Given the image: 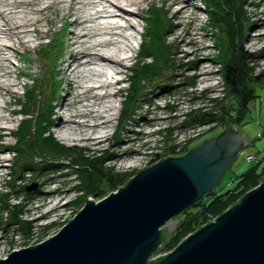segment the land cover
Returning a JSON list of instances; mask_svg holds the SVG:
<instances>
[{"label":"rangeland","instance_id":"374dc122","mask_svg":"<svg viewBox=\"0 0 264 264\" xmlns=\"http://www.w3.org/2000/svg\"><path fill=\"white\" fill-rule=\"evenodd\" d=\"M260 1H246L248 5L246 8L249 11L248 15L253 19L254 24L250 28L245 29L247 32L244 47L249 51L257 52L256 59H253L256 71L264 69V3L260 5ZM180 2V5L184 7L181 11L182 13L173 17L168 8L169 0H144V2L140 3L139 11L141 15L134 18L137 28L132 33L133 39L129 38L133 44V49H131V52L129 51L130 55H132L127 60H124L125 66H122L123 70H121V74L116 75V77L123 76L122 82H118L113 87L116 90L120 88V90L118 89L119 92L109 96V99H112L114 103V109H112L114 118L112 119L113 121L111 120L107 124L108 127L103 129L107 135L105 139L93 141L80 138H62L57 133V127L51 123L52 119L54 120L55 114L51 112L50 118H46L47 123L53 125L50 128L51 132L59 142L66 145H79L87 149L88 151L86 152L94 154L91 158H93V163L95 164H99L102 157H104L103 163L108 164L116 172L113 178H119L120 186L125 185L123 180L127 181L132 177L133 173H138L143 165L153 163V161L157 162L160 156L182 154L185 150H190L200 144L205 137L217 134L225 127V124L223 126H215L213 123L195 125L194 122H189L190 118L187 114L190 109H193V107H202L201 109L212 108L211 99L216 96H223V84L221 83V74L217 71L218 63H215L211 59V56L215 53V48H213L209 32L206 31L207 21L206 12L203 10V1L181 0ZM142 3L144 4L142 5ZM61 11L60 8L56 7L44 13L43 16L49 15L51 22L47 24L45 20L42 21L41 27L44 29V32L40 38L31 35L33 39L30 40V45L24 46L17 43L15 38H13L16 50L11 52L13 54L12 56L10 55V61L4 63L10 74L7 78L9 80H12V78L16 79L18 85L14 87L12 93L0 95L1 103L5 99V101H8L6 104L8 105L7 108L15 109L11 113H8L7 110L2 111L8 117L7 121H4L5 129L0 130V146L7 141L11 148L5 151L8 159L0 171L3 173L1 177L3 179H0V191L2 192L7 189L10 192L11 203H16L17 201L19 203L20 201V206H18L21 209L20 217L21 219L29 220L31 231L23 233L22 229H18L14 224H11L8 219L9 217L4 213L5 211L0 210V235H3L1 241H4L0 244V258L5 257L8 252H11V249L32 245V243L35 244L42 240V237L45 238L54 234V230L70 219L88 197V195H82V201L77 199L79 194H77L73 187L78 184V176L75 172L71 171V168L60 169L57 172L51 171L49 168L39 170L34 175L18 176L20 170H16L13 165V163L18 164V166L22 165L28 158V156H25V158L18 155L17 158L12 156L13 145L17 138L14 135V131L22 126L21 120L26 117V114H19V110H21L19 108L21 106L20 102H24L28 95L24 89L27 87L34 88L35 85L39 88L40 97L33 98L27 105L28 112L32 115L37 114V119L45 118L49 114L47 113L49 104L55 107L57 103L61 102L62 94L65 92L64 86L66 83L64 78L60 76L62 73L60 59L66 54L65 42L68 40L69 26L68 20L65 21L59 18ZM151 11H153L152 19L161 18L164 20L163 16L166 15L164 21L166 23L170 21L173 24L164 33L163 39L171 45L170 52L174 54V58L177 59V63L180 66L172 70L171 68L162 69L155 75L154 81H149L146 83V86L151 84L154 89L155 80H171L176 82L177 85L169 89L170 93L166 91L161 92V88H157L152 92L150 86H148L149 90L142 92L141 97L143 99L138 103L137 112L139 117L131 120L127 126H124L118 132L116 123L118 122L117 117L118 112H120L121 101L123 100L122 91L127 90V81L129 80L127 76L130 68L126 66L131 65L137 59V56L138 58L141 57L139 54L137 55V50L140 48L138 44L141 38L145 37V27H147L145 21ZM177 21H179L178 24L176 23ZM62 26L64 30L59 32ZM58 35H61L63 39L64 51L59 48L61 44L60 39L49 43V38H56ZM196 64H200L201 68H197ZM55 69L59 71L58 74L55 72ZM107 75L110 77L109 71H107ZM168 77L170 78L167 79ZM55 78L61 81L59 85H57L58 81ZM87 82L89 81L87 80ZM190 82H192V86L189 85ZM250 82V86L258 95L247 106L244 117L237 121V124H239L238 128L242 131L243 135L247 136L248 142L250 143L253 139L254 142L237 152L235 159L232 160V163L224 171L225 173L220 177L221 179L214 185V192L231 188L234 185L237 174L254 162H258V167L264 168V74L260 79H254ZM34 93L37 95L36 92ZM36 99L37 103L40 104L39 110L36 107ZM60 112L64 113V110L62 111L61 108ZM228 124L231 125L233 123L230 122ZM166 126L173 127L170 135L164 133V127ZM33 127L32 131H35ZM28 129L30 133V126ZM4 133L5 135L3 136ZM187 140L190 141L187 143L188 147L184 145V149H176L177 151L174 149L172 152L169 148L173 142L178 144L177 147L180 148V145L182 146ZM106 155L110 157H105ZM247 155H251L252 158H247ZM91 158L88 159L89 162H91ZM131 159H137L136 164L128 167L127 161ZM11 164L13 165V169L10 167ZM11 170L14 175L8 177ZM124 173L127 174L124 175ZM7 177L11 186L7 182ZM111 182L108 181L106 185L102 183L104 185L100 189L101 191H105L101 194L105 195L108 193H106L108 190L107 186H110ZM23 183H26V187L34 185L33 188L26 189L27 195L21 191V184ZM117 185H115L116 188ZM32 190L34 191L32 192ZM90 195L93 200L101 197L93 193ZM55 204H57V210L49 211L51 206ZM41 213H44V215L40 217ZM160 252L162 253L163 251Z\"/></svg>","mask_w":264,"mask_h":264},{"label":"water","instance_id":"95a60500","mask_svg":"<svg viewBox=\"0 0 264 264\" xmlns=\"http://www.w3.org/2000/svg\"><path fill=\"white\" fill-rule=\"evenodd\" d=\"M238 127L227 119L217 134L143 165L107 195L87 193L54 234L11 249L0 264H264V178L160 252L180 214L212 193L237 152L254 142Z\"/></svg>","mask_w":264,"mask_h":264},{"label":"trees","instance_id":"16d2710c","mask_svg":"<svg viewBox=\"0 0 264 264\" xmlns=\"http://www.w3.org/2000/svg\"><path fill=\"white\" fill-rule=\"evenodd\" d=\"M202 1L203 10L206 12V31L209 32L213 42V48H215V53L211 56V59L215 63H218L217 71L221 74L223 96H216L211 99L213 104L212 108L201 109L202 107H193V109H190L187 116L190 118L189 122H194L195 125L213 123L215 126H223L226 124L227 119L228 123H235V121L237 122L244 117L245 109L251 104L253 99H255V96L258 95L250 86V81L260 79L264 74V69L256 71L255 61L253 59H256L257 52L249 51L244 47L247 32L245 29L250 28L251 25L254 24L246 8V6H248L246 1L248 0ZM152 12L153 11H151L150 14L147 13L149 15L145 21L147 24L144 33L145 37L141 38L139 43L140 48L137 50V55L139 54L141 57L138 58L137 56V59L131 63L127 76L129 77L126 87L127 90L122 91L123 100L121 101L120 112H118V122L116 123L118 132H120V129L122 130L124 126H127L131 120H135L139 117L137 112L138 103L143 99V97H141L142 92L149 90L148 86H150L152 92L157 88H161V92L166 91L170 93L169 89L177 85L176 82L171 80H155L154 89L151 84L146 86V83L149 81H154L155 75L162 69L171 68L172 70L180 66L177 63V59L174 58V54L170 52L171 45L163 39L164 33L168 31V28L170 29L173 24L170 21L167 23L164 21L166 15L163 16L164 20L161 18L152 19ZM53 41L54 39L50 40L49 43ZM59 48L62 51L64 50L62 42ZM54 64L56 66L55 62ZM55 70L57 72V69ZM58 73L59 71L57 74ZM169 78L170 77L167 79ZM56 81H58L57 85L61 83L58 79H56ZM192 82H190L189 85H191ZM24 91L28 95L24 102H20L21 106L19 108L21 110L19 111L24 115L26 114V117L21 120L22 126L14 131V135H16L17 138L13 145L12 156L16 158L17 155L24 156V158L28 156V158L22 165L18 166V164L16 165L13 163L15 169L20 170L18 176H28V174L34 175L39 170L41 171L49 168L51 171L56 172L60 169L71 168V171L75 172L78 176V184L73 188H75L77 194H79L77 198L79 201H82V195L85 196L87 193H93L103 197L104 194L101 193L105 190L101 191L100 188H102L104 184L106 185L108 181H112V184L107 186L108 190L106 193L113 191V189L116 188L115 185L118 184L117 182L120 180L118 177L113 178L116 172L113 168L108 166V164L106 165L103 163L105 158L102 157L101 162L95 164L93 163V158H91L94 154L86 152L88 151L87 149L79 145H66L59 142L51 132L50 128L53 125L46 121V118H50L52 114L53 105L49 104L47 107V113L49 114L45 118L37 119V114L32 115L28 112L27 105L33 98L40 97L39 88L35 85L34 88L27 87ZM34 92H36L37 95ZM39 105L40 104L37 103V110H39ZM29 126L30 133L28 129ZM32 127L35 131H32ZM164 128L165 134L170 135L171 131H173L172 126H166ZM190 140L185 141L182 146L180 145V148L177 147L178 144L173 142L169 148L172 152L174 149H184V145L188 147L187 143ZM108 155L105 157H110ZM90 158L91 162L88 160ZM257 163L254 162L249 165L248 168L238 173L234 185L231 188L220 192L213 191L210 194L207 193L202 201H198L189 208L187 207V209L180 214L177 225H175L170 235L161 242L162 246H160V251L165 252L171 249L173 247L172 245H177L178 238H183L188 232H192V230L196 229L206 219L219 214V212L224 210V205L238 201L239 195L241 196L246 190L254 187L259 180L261 181L262 178H264V168L258 167ZM13 165H10L12 169ZM10 172L8 177L14 175L12 170ZM119 174L121 175V173ZM125 174L127 173H124V175ZM8 177L7 182L9 186H11ZM21 188V191L25 192V195H27L26 183L21 184ZM33 191L34 190H32V192ZM9 193L7 189L2 192L0 191V210L5 211L4 213L9 217L8 219L11 224H14L18 229H22V231H24L23 233L31 231L29 220L21 219L20 217L21 209L18 208V206H20V201L19 203L18 201L16 203H11Z\"/></svg>","mask_w":264,"mask_h":264},{"label":"bare ground","instance_id":"6f19581e","mask_svg":"<svg viewBox=\"0 0 264 264\" xmlns=\"http://www.w3.org/2000/svg\"><path fill=\"white\" fill-rule=\"evenodd\" d=\"M142 1L144 2V0H0V95L12 93L14 87L18 85L16 79L7 78L10 74L4 64L10 61V55L13 54L11 52L16 50L15 41L28 46L33 39L31 35L40 38L44 32L41 27L42 21L45 20L47 24L51 22L49 15L43 16L44 13L58 7L62 10L59 18L68 20L69 26L68 40L65 42L66 54L60 59L61 63L59 62L62 70L60 76L64 78L66 84L61 102L52 108L55 115L51 123L57 127V133L62 138L102 141L107 137L103 129L107 128V124L114 118L112 113L114 103L109 96L117 94L120 90L113 87L122 82L123 76L116 75L121 74L124 60L132 55L130 52L133 44L129 38H132V33L137 28L134 18L141 15L139 6ZM180 1L169 0L168 8L172 17L182 13L184 7L180 5ZM263 1H260V5L264 3ZM196 67L201 68L200 64ZM107 71L111 72L110 77ZM87 80L89 82L86 83ZM7 103L5 99L0 102L1 131L5 129L4 121H7L8 117L2 111L7 110L11 113L15 110L7 108ZM61 108L64 113L60 112ZM9 148L11 146L7 141L0 146V171L7 163L5 151ZM136 160L127 161V166L135 165ZM2 176L3 173L0 172V179H3ZM56 206L57 204L52 205L49 211L57 210ZM2 237L3 235H0V244L4 242L1 241Z\"/></svg>","mask_w":264,"mask_h":264},{"label":"built area","instance_id":"2783aa9c","mask_svg":"<svg viewBox=\"0 0 264 264\" xmlns=\"http://www.w3.org/2000/svg\"><path fill=\"white\" fill-rule=\"evenodd\" d=\"M248 157H249V159H251L252 157H251V155H248Z\"/></svg>","mask_w":264,"mask_h":264}]
</instances>
